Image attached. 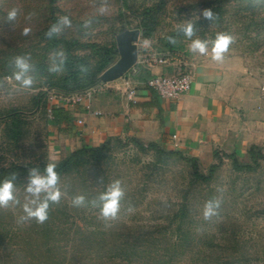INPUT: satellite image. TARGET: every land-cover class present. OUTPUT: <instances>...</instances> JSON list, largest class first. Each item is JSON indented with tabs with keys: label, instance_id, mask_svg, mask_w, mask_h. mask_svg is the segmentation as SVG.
Segmentation results:
<instances>
[{
	"label": "rangeland",
	"instance_id": "rangeland-1",
	"mask_svg": "<svg viewBox=\"0 0 264 264\" xmlns=\"http://www.w3.org/2000/svg\"><path fill=\"white\" fill-rule=\"evenodd\" d=\"M54 1L56 24L62 17L70 21L58 37L110 47L119 33L138 29L141 59L149 52L179 56L195 39L208 41L212 55L218 34L232 36L224 57L235 69L243 104L230 125L240 152L231 154L240 165H253L251 146L264 156V0ZM52 7L50 0H0V167L58 164L48 156L53 124L47 109L76 95L118 90L116 84L123 81H99L77 94L53 89L63 74L64 51L48 43ZM12 9L17 16L8 21ZM205 9L213 11V20L202 17ZM189 21L195 32L191 39L181 31ZM73 53L85 56L91 66L99 59L87 49ZM17 57L28 58L32 66L30 88L14 78ZM54 67L60 71H51ZM10 113L20 119L16 134ZM165 152L127 140L113 142L99 161H86L59 178L60 201L50 202L43 224L20 221L24 204L34 198L25 190L29 175L14 181L19 203L0 207V264H264V159L253 169L237 170L230 154L215 150L212 161L197 160L195 177L192 163ZM116 180L124 196L117 218L105 220L98 198ZM77 196L85 198L84 206L73 205ZM214 199L221 202L218 215L205 220V204ZM134 246L142 252L131 255ZM117 247L127 255L114 254Z\"/></svg>",
	"mask_w": 264,
	"mask_h": 264
},
{
	"label": "crops",
	"instance_id": "crops-1",
	"mask_svg": "<svg viewBox=\"0 0 264 264\" xmlns=\"http://www.w3.org/2000/svg\"><path fill=\"white\" fill-rule=\"evenodd\" d=\"M189 49L164 65L146 64L138 53L137 67L116 84L118 90L98 91L80 103L55 106L60 111L58 121H51L49 159L60 161L77 149L99 147L108 138L154 144L199 162L212 161L215 150L240 152L234 141L237 133L230 130L243 104L235 69L225 57L217 62L210 53L201 55ZM185 66L192 74V88L179 98L162 99L147 87L150 77L176 76ZM132 89L137 95L128 99L126 92Z\"/></svg>",
	"mask_w": 264,
	"mask_h": 264
},
{
	"label": "trees",
	"instance_id": "trees-1",
	"mask_svg": "<svg viewBox=\"0 0 264 264\" xmlns=\"http://www.w3.org/2000/svg\"><path fill=\"white\" fill-rule=\"evenodd\" d=\"M54 0H50L51 8V20H53L52 25H55L58 22V18L54 17ZM52 25L47 29V33L51 29ZM143 32L146 36H148L147 28L144 25ZM48 38V43L51 49H62L64 51V58L62 61L63 74L60 76L58 83H56L55 89L58 93L62 94H77L83 91H86L99 83L100 75L109 67H111L115 62V56H117L118 51L116 48V43H113L110 47H99L94 43H80L77 40L71 39L68 40L65 37H58L57 34ZM80 49H87L93 52L98 56V61L91 66L88 59L85 56L74 54L73 51H77ZM59 109L53 110L54 119L58 121V112ZM17 113H10L7 115L9 117V126L13 132L16 134L19 132V124L20 119L18 118ZM127 141L134 142L137 145H144L135 139H128ZM113 142L121 143L122 140L118 138H108L105 140L99 147L94 148H80L72 152L67 157L58 161L56 164V172L59 175V178L71 173L72 171L77 170L80 166L83 165L84 162L93 160L99 161L102 159L106 152L109 150L111 144ZM149 149L156 150L158 153L165 152L163 149L154 144L147 145ZM256 147L251 146L249 150V155L253 165H240L236 159V156L233 154L227 155L231 160H233L234 167L237 170L242 169H253L258 166V159H264V156L260 153L255 152ZM165 154L170 156H177L183 160H186L193 165V171L195 177H199L197 160L195 158H188L177 151H166ZM215 158H218V153H214ZM47 164L43 165H10L6 167H0V183H2L6 178L10 179L13 173L16 174L15 181H18L22 178H25L29 175L30 169L37 168L39 170V174L44 175V169ZM216 168V165L212 166L211 173ZM119 253H124L127 255V251L124 247H117L116 251ZM131 255L138 254L140 251V247H131L130 248ZM117 253V254H119ZM116 254V255H117Z\"/></svg>",
	"mask_w": 264,
	"mask_h": 264
},
{
	"label": "clouds",
	"instance_id": "clouds-1",
	"mask_svg": "<svg viewBox=\"0 0 264 264\" xmlns=\"http://www.w3.org/2000/svg\"><path fill=\"white\" fill-rule=\"evenodd\" d=\"M205 20H213L214 13L211 9H205L201 13ZM17 16V9H12L7 16L8 21H14ZM63 26H70V21L67 17H62L58 24L51 27L47 35L52 37L55 34L61 32ZM181 31L184 36L191 39L195 32L194 26L189 21ZM29 29L24 30V34L27 35ZM171 43H176L175 39L169 38ZM234 42L233 37L227 34H218L215 40L212 42V59L217 62L224 60V55L228 51L230 44ZM149 45L148 41H145V47ZM191 52L206 55L208 53V41H202L195 39L190 45ZM15 68L17 71L14 73V78L21 83L25 88H30L33 84V78L29 75L32 71V66L28 62V58L17 57L15 59ZM51 71H60L59 67H54ZM45 174H39L37 168L30 169L29 179L25 188L26 192L30 194L34 199L25 203L23 210L26 213L25 216L20 218L21 222L28 220H35L39 224H43L48 219L49 204L59 203L61 192L57 187L59 182V175L56 172V165L49 163L44 169ZM16 174L13 173L10 179H5L0 183V207H7L10 202L19 203L13 195L14 192V181ZM44 194V199L41 200V194ZM124 196V190L121 187L119 180L114 181L106 192L99 196L100 201V215L105 220H115L120 210V201ZM220 201L217 199L210 200L205 204L204 218L210 220L213 216L218 215V209L220 207ZM73 205L81 207L85 205V198L83 196H77L73 199ZM95 205V201H93ZM131 210V209H130Z\"/></svg>",
	"mask_w": 264,
	"mask_h": 264
},
{
	"label": "built area",
	"instance_id": "built-area-1",
	"mask_svg": "<svg viewBox=\"0 0 264 264\" xmlns=\"http://www.w3.org/2000/svg\"><path fill=\"white\" fill-rule=\"evenodd\" d=\"M173 58V55L166 53V54H159L156 52H149L147 53L143 60L146 64H160L164 65L168 61H170ZM137 65V64H135ZM135 65L132 69H134ZM192 74L189 69V67L185 66L184 69L181 70V72L176 76H153L150 77L146 81L147 87L154 91L160 98L167 99V100H175L179 98L182 94L190 91L192 88ZM128 99H133L137 92L136 90H128L126 92ZM73 103H80L83 101L82 96H75L71 100ZM57 106V105H55ZM54 106V107H55ZM54 107L48 108V118L50 121H54V115L53 110ZM97 115H100V113H96ZM81 123V122H79ZM176 136H173V139H176Z\"/></svg>",
	"mask_w": 264,
	"mask_h": 264
},
{
	"label": "water",
	"instance_id": "water-1",
	"mask_svg": "<svg viewBox=\"0 0 264 264\" xmlns=\"http://www.w3.org/2000/svg\"><path fill=\"white\" fill-rule=\"evenodd\" d=\"M138 29L125 30L115 37L119 59L100 75V82L110 83L122 78L138 60Z\"/></svg>",
	"mask_w": 264,
	"mask_h": 264
}]
</instances>
